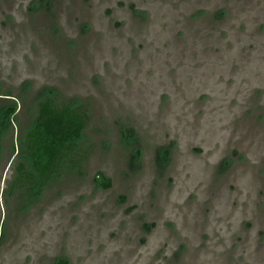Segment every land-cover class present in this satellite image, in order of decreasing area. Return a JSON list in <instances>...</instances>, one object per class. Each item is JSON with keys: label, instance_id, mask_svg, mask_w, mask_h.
<instances>
[{"label": "rangeland", "instance_id": "obj_1", "mask_svg": "<svg viewBox=\"0 0 264 264\" xmlns=\"http://www.w3.org/2000/svg\"><path fill=\"white\" fill-rule=\"evenodd\" d=\"M47 98L81 161L13 186ZM59 258L264 264V0H0V264Z\"/></svg>", "mask_w": 264, "mask_h": 264}, {"label": "trees", "instance_id": "obj_2", "mask_svg": "<svg viewBox=\"0 0 264 264\" xmlns=\"http://www.w3.org/2000/svg\"><path fill=\"white\" fill-rule=\"evenodd\" d=\"M9 114L6 110L3 118L7 119ZM87 120V110L82 104L69 105L49 98L41 100L37 116L17 148L31 161V166L27 168L24 163H18L13 186L41 190L60 170L79 164L82 157L78 140ZM161 159L165 163L163 156ZM94 181L104 188L111 185V180L102 173H98ZM57 264L68 262L59 258Z\"/></svg>", "mask_w": 264, "mask_h": 264}]
</instances>
